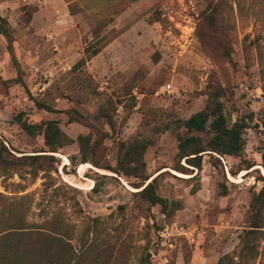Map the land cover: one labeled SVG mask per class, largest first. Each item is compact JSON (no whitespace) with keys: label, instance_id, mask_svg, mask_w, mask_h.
Returning a JSON list of instances; mask_svg holds the SVG:
<instances>
[{"label":"rangeland","instance_id":"rangeland-1","mask_svg":"<svg viewBox=\"0 0 264 264\" xmlns=\"http://www.w3.org/2000/svg\"><path fill=\"white\" fill-rule=\"evenodd\" d=\"M208 5L212 24L204 21ZM26 7L36 8L28 25L21 15ZM0 15L12 34L10 45L0 35V140L9 151L19 156L43 146L41 135L19 129L18 113L30 123L54 120L72 139L91 132L101 141L102 163L114 164L119 141L149 139L147 173H161L157 193L178 208L169 219L158 205L148 209L114 174L77 164L73 143L52 154L58 164L50 178L0 174V235L9 226L2 211L18 213L32 231L46 208L48 217L58 212L72 224L76 236L98 219L99 245L113 246L115 264H143L147 255L151 264H217L232 252L250 194L264 187V0H0ZM155 18L160 22H148ZM100 24L109 43L73 69ZM220 39L230 59L220 52ZM219 86L228 121L249 120L242 156H226L223 165L219 155L204 152L201 170H173L175 132L184 133L176 122L202 110L207 91ZM100 105L108 107L113 128L95 117ZM247 164L254 167L240 170Z\"/></svg>","mask_w":264,"mask_h":264},{"label":"trees","instance_id":"trees-1","mask_svg":"<svg viewBox=\"0 0 264 264\" xmlns=\"http://www.w3.org/2000/svg\"><path fill=\"white\" fill-rule=\"evenodd\" d=\"M71 5L68 4V11L70 14H75L76 10ZM126 7H129V2L122 7V10ZM206 10L204 21L207 24H212L210 5L206 6ZM35 11V7H26V10L22 12L25 25L29 24ZM148 22L154 23L160 22V20L155 18L149 19ZM105 26L100 24L93 31V39L84 48L83 57L74 65L73 69L79 65H84L86 61L97 55L109 43L110 39L107 40L106 34L101 33ZM0 35L4 36L10 45L11 30L7 20L1 15ZM223 41L222 39L219 41L220 52L230 59V48ZM13 81H18L24 86L20 78ZM206 96V104L202 110L194 113L186 120L176 122L177 130L183 128L184 133L175 132L177 163L172 168L175 171L186 173L189 171L187 167L201 170V156L204 152L217 154L223 161L227 157L240 158L244 152L246 145L244 135L249 128V120L242 117L239 120L231 121V123L228 121L223 113V103L220 100L225 97V90L221 86L211 88L207 91ZM36 105L48 112H54L41 103ZM95 117L105 119L110 128L114 127L112 115L106 105L99 106ZM69 120L75 121L72 117ZM13 121L27 136L41 135L43 146L32 154L16 156L0 140V174L4 180L9 179L13 174H18L22 178V172L28 175L31 180H35L40 173H42L43 179L50 178L52 172H57L56 166L58 164V160L52 154L76 143L80 157L77 164L88 163L95 169L114 174L135 190V192L130 193L139 202L147 205L148 209L158 205L161 213L168 219L171 217V212L178 209L175 204H169L165 198L157 193V181L161 173L155 177H153L154 173H147L144 156L153 143L151 140L134 137L127 141H119L114 164H109L102 163L98 158L97 153L101 141L92 140L91 132L79 134L75 139H72L60 129L54 120L30 123L23 113H18L14 116ZM194 132L205 135L207 137L206 142L203 143L199 136L192 135ZM262 159L264 161V155ZM68 160L75 164L74 158H68ZM181 161L184 165L181 164ZM253 167V164H247L244 169L241 168L240 170L249 171ZM62 169H65V166ZM159 171L157 170L155 173ZM46 184L47 181L43 182L44 186ZM56 189L54 188V191ZM92 191H98L96 183ZM226 193L227 191L223 190L218 195L223 197ZM38 213L40 217L45 214V217L36 224L32 231H29L22 227L23 224L21 223L23 222H21L22 219L18 213L12 210L1 212L2 218L6 219L9 226L3 228L0 235V264H115L113 246H110L109 242L102 246L99 245L96 232L99 224L98 219H94L95 224L90 230L84 229L76 236L74 226L62 220L58 212L48 217L46 208H42ZM238 240L236 248L220 257L217 264H252L256 260L264 258V187L258 191H252L250 194L244 217V227L238 236ZM148 257L147 255L143 264H151Z\"/></svg>","mask_w":264,"mask_h":264},{"label":"built area","instance_id":"built-area-1","mask_svg":"<svg viewBox=\"0 0 264 264\" xmlns=\"http://www.w3.org/2000/svg\"><path fill=\"white\" fill-rule=\"evenodd\" d=\"M170 84H166V85H164L162 88H163V90L164 91H166V92H169L170 91ZM219 159L222 161V163H223V165H225V162L223 161V159L221 158V157H219ZM180 231H182V228L180 227V228H178ZM177 230V229H176Z\"/></svg>","mask_w":264,"mask_h":264},{"label":"bare ground","instance_id":"bare-ground-1","mask_svg":"<svg viewBox=\"0 0 264 264\" xmlns=\"http://www.w3.org/2000/svg\"><path fill=\"white\" fill-rule=\"evenodd\" d=\"M178 175H180V174H178ZM181 176V175H180ZM186 177V176H185ZM231 180H233L232 178H231ZM131 190H133L134 191V189H131Z\"/></svg>","mask_w":264,"mask_h":264}]
</instances>
